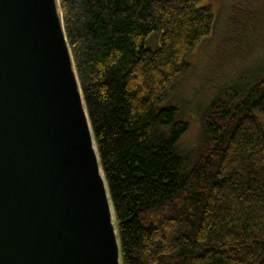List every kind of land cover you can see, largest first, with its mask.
I'll return each mask as SVG.
<instances>
[{"label": "trees", "instance_id": "1", "mask_svg": "<svg viewBox=\"0 0 264 264\" xmlns=\"http://www.w3.org/2000/svg\"><path fill=\"white\" fill-rule=\"evenodd\" d=\"M58 1L121 264H264V52L202 105L182 104L191 56L217 30L203 0ZM256 17L232 48L264 35Z\"/></svg>", "mask_w": 264, "mask_h": 264}, {"label": "water", "instance_id": "2", "mask_svg": "<svg viewBox=\"0 0 264 264\" xmlns=\"http://www.w3.org/2000/svg\"><path fill=\"white\" fill-rule=\"evenodd\" d=\"M0 264H121L58 0H0Z\"/></svg>", "mask_w": 264, "mask_h": 264}, {"label": "rangeland", "instance_id": "3", "mask_svg": "<svg viewBox=\"0 0 264 264\" xmlns=\"http://www.w3.org/2000/svg\"><path fill=\"white\" fill-rule=\"evenodd\" d=\"M207 4L215 15L216 33L214 41H205L192 54L194 64L193 71L182 82L175 94L178 102L192 105H202L213 93L216 87L224 80H231L235 73L242 68L252 66L264 52V35L255 34L253 38H247L240 42V48H232L230 40L238 37L243 16L257 12L256 21L264 23V0H203L198 6ZM243 5L242 12H233L235 5ZM245 14V15H244ZM241 23V24H240ZM240 24V25H239ZM238 33V34H237ZM242 36V34H241ZM236 40V39H235ZM149 48L156 49L159 43L148 44ZM224 60L221 68L214 60ZM212 68V69H211ZM236 70V72H235ZM235 72V73H234ZM211 77L212 81L209 79ZM190 112H192L190 108ZM197 134L196 124L188 132L186 145L194 144Z\"/></svg>", "mask_w": 264, "mask_h": 264}]
</instances>
